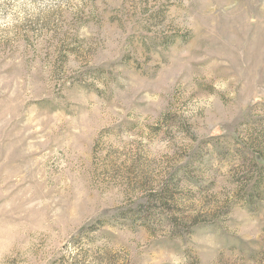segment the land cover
Masks as SVG:
<instances>
[{"label":"rangeland","instance_id":"rangeland-1","mask_svg":"<svg viewBox=\"0 0 264 264\" xmlns=\"http://www.w3.org/2000/svg\"><path fill=\"white\" fill-rule=\"evenodd\" d=\"M0 264H264V0H0Z\"/></svg>","mask_w":264,"mask_h":264}]
</instances>
